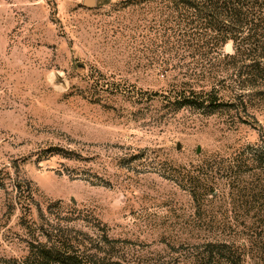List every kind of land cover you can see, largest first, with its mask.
I'll list each match as a JSON object with an SVG mask.
<instances>
[{
  "label": "rangeland",
  "instance_id": "374dc122",
  "mask_svg": "<svg viewBox=\"0 0 264 264\" xmlns=\"http://www.w3.org/2000/svg\"><path fill=\"white\" fill-rule=\"evenodd\" d=\"M181 14L0 0V264H264V56Z\"/></svg>",
  "mask_w": 264,
  "mask_h": 264
},
{
  "label": "trees",
  "instance_id": "16d2710c",
  "mask_svg": "<svg viewBox=\"0 0 264 264\" xmlns=\"http://www.w3.org/2000/svg\"><path fill=\"white\" fill-rule=\"evenodd\" d=\"M167 6L179 7L184 36L196 44L210 46V53L230 56H264V0H162ZM192 29V33L190 30ZM190 33V34H189ZM234 43L232 54H222L228 41ZM250 67L254 75L248 83L264 88V62L256 60ZM186 103H193L188 101ZM264 223V221H263ZM50 255L52 251H47ZM51 263L79 264L74 255L48 256ZM231 261V260H230ZM231 263V262H230Z\"/></svg>",
  "mask_w": 264,
  "mask_h": 264
},
{
  "label": "water",
  "instance_id": "95a60500",
  "mask_svg": "<svg viewBox=\"0 0 264 264\" xmlns=\"http://www.w3.org/2000/svg\"><path fill=\"white\" fill-rule=\"evenodd\" d=\"M86 3L90 6H92L94 4V0H86ZM226 48L228 51H232V49H233L232 44L228 43ZM178 148H180V144H178ZM199 151H200V148H199Z\"/></svg>",
  "mask_w": 264,
  "mask_h": 264
}]
</instances>
